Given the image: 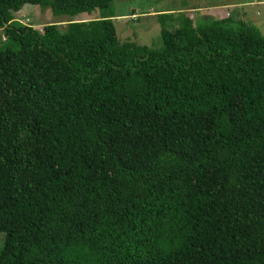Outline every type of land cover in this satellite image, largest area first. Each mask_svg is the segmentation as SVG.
Segmentation results:
<instances>
[{
	"label": "trees",
	"instance_id": "16d2710c",
	"mask_svg": "<svg viewBox=\"0 0 264 264\" xmlns=\"http://www.w3.org/2000/svg\"><path fill=\"white\" fill-rule=\"evenodd\" d=\"M113 1L0 0V264H264V37L182 12L121 42Z\"/></svg>",
	"mask_w": 264,
	"mask_h": 264
},
{
	"label": "rangeland",
	"instance_id": "374dc122",
	"mask_svg": "<svg viewBox=\"0 0 264 264\" xmlns=\"http://www.w3.org/2000/svg\"><path fill=\"white\" fill-rule=\"evenodd\" d=\"M113 24L119 41H131L151 49L162 47L160 26L156 15L186 12L198 23L202 17L215 19L231 17L234 21H248L255 25L264 37V1L252 0H114ZM133 11L134 14H131ZM15 18L21 23L43 32L48 24L65 25L70 22L88 21L98 17V10L76 16L56 15L49 7L26 5ZM28 19V21L26 20ZM176 24V23H175ZM5 37L0 30V48ZM4 244V233L0 232V249Z\"/></svg>",
	"mask_w": 264,
	"mask_h": 264
}]
</instances>
